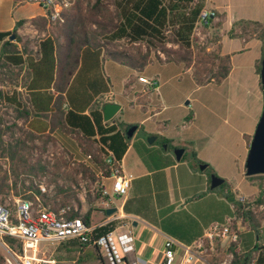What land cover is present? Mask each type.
Listing matches in <instances>:
<instances>
[{"label":"crops","instance_id":"0c3cea01","mask_svg":"<svg viewBox=\"0 0 264 264\" xmlns=\"http://www.w3.org/2000/svg\"><path fill=\"white\" fill-rule=\"evenodd\" d=\"M202 1L204 8H211L218 12L221 23L220 53L230 55L228 75L221 81L223 83L228 80V119L227 117L224 119L228 127L223 128L224 136H215L213 124L217 120L218 111H214V108H205L202 111L204 124L199 130L206 135V138L198 140L195 136L196 130H193V120L188 119L189 125L179 128L176 127L175 119L178 117L174 116V112L165 113V108L160 110L148 108L150 97L141 84L139 89L143 93L140 91L138 93L145 97V102H138L137 98L140 96L137 95L135 100L140 104V109L145 110V116L139 121L126 122L137 127L128 138L127 148L120 158L123 171L131 175L127 194L115 198V211L110 214L106 213L103 203L106 198L99 197L91 203L84 196H79L81 215L92 208L88 224L96 227L115 220L114 228L123 229L126 226L132 231L133 250L127 254L124 262L119 264H159L163 259L165 236H171L186 245L192 244L203 234L209 224L221 222L227 216L239 212L237 204L241 203L238 197L245 196L264 203V174L247 176L244 167L250 140L263 108L260 74L256 69L258 61L262 58L263 41L257 35L246 37L247 40H245V37L239 35L230 37L227 34L233 24L239 20L264 22V0ZM40 10L41 12L37 15H43V10L41 8ZM16 23L4 28L2 16H0V31H11L14 27L17 28ZM234 32L240 33L239 27L235 28ZM222 36L233 43L228 51L221 49ZM101 57L105 60L102 62L103 66L104 62L112 61L104 55ZM81 64L80 57L78 66L70 79V85L74 82V75ZM89 75L90 73H86L90 80H86V77L83 80L93 82L98 78ZM31 79L29 76L28 84L31 83ZM55 80L56 77L50 85L32 86V88L27 87L28 85L24 86L27 96L37 93L39 96H33L37 99L45 93L50 99L48 103L40 101V98L37 99L35 103L38 108H55L54 98L58 94L63 97L60 108L65 109L69 106L68 99L65 98V91L69 84L64 87L65 91L59 93L53 85ZM106 82L108 86H112L108 77ZM128 82L129 80H125V86ZM102 93L107 95V98L97 101L95 108L101 111L105 102L120 104L119 101L112 99L111 89L98 93L93 100ZM156 95L160 96L158 89ZM88 108L89 105L85 113L89 112ZM119 110L110 119V123L116 124L118 129L124 131V128L119 125ZM51 113L52 111L47 116L29 117L26 122L28 129L36 134L49 133ZM181 114L182 111L179 112V116ZM37 118L48 121L47 129L40 127L41 125L36 122ZM53 132L65 147L79 151L72 138L65 136L57 128ZM211 134L214 135L212 139L209 137ZM218 134L220 135L221 132ZM94 138L97 139L98 135ZM149 138H153L151 142H148ZM176 147L184 148L179 160L174 155ZM193 155L208 164V167H211V173L224 179L225 184H220L223 188L210 187V173L207 175L205 172L208 167L200 169ZM111 182L110 177L101 178V183L109 192ZM251 216L254 220L244 217L242 222L244 229L240 234L239 243L229 247L234 256L232 264L236 255L241 257L249 255L248 264H255L261 247L264 246V209L251 213ZM52 246L53 249L47 255L55 259V264H108L102 248L88 244L76 250L72 240L53 243ZM173 264L216 263L213 259L206 258L184 262L179 249H176Z\"/></svg>","mask_w":264,"mask_h":264},{"label":"rangeland","instance_id":"374dc122","mask_svg":"<svg viewBox=\"0 0 264 264\" xmlns=\"http://www.w3.org/2000/svg\"><path fill=\"white\" fill-rule=\"evenodd\" d=\"M78 1L87 30L100 31V27L95 22L108 23L109 19L113 17L109 13H115L116 7L113 0H102V8L104 9L106 7L107 12L96 13L91 17L88 16L89 9L96 0ZM71 10L72 8L69 9V14L74 11ZM40 12V7L35 3L19 4L16 0H0L2 27H8L20 21L17 24L18 29L15 28L14 32L11 30L15 38L10 39L6 37L0 41V116L2 118L0 128L8 127L2 134V143L0 145V201L6 200L11 210H14V198L18 197L31 200L34 204L41 203L56 206L57 202H60L65 195L71 192H74L77 198L84 196L91 203H94L96 196H98L97 193L92 195L89 191L92 183L96 179L94 173L89 167L81 163V161H77L83 158L84 153L92 151L95 146V141L78 140V136L72 135L77 147L80 148L79 151H75L69 147H65L57 139L54 132H45L43 134L33 133L27 127V120L18 117L14 105L6 99V96L17 93L23 103L25 102L27 95L24 86L28 82V72L30 70L27 63L29 58L33 60L38 59L37 50L39 41L47 35H52L56 38L57 42L63 43L65 42L66 35L69 34L66 21L61 24H50L43 15H37ZM43 18L45 19V25L41 27L40 22ZM218 22L220 20L210 26L192 30L190 40L194 52H197L198 49H203L206 53L212 50L214 47L212 40L214 37L220 38L221 36V30L216 27ZM239 29L241 32L242 27L239 26ZM258 31L259 28L249 26L244 36H252ZM5 40L11 42L12 51L14 54L21 55L24 63L16 65L9 63L5 59V53H2V44ZM98 41L99 44L104 45L105 39L103 36H100L98 37ZM113 45L119 48V50H126L128 52H133L136 46H141L143 51L146 50L145 43H132L127 38H121L115 41ZM232 46L233 43L228 41L225 36H222V51H228V48ZM152 48L150 51L151 62L141 72H134L129 67L120 65L114 61L104 62L103 66L102 62L105 60H102V57L100 58L101 63L98 66V74L99 76H103L104 81H107V77L109 78L112 86H108V89L112 90V99L119 101L121 105L118 113L120 118L119 125L125 129L127 126L126 122L139 121L145 116V110L140 109V104L135 100V96L137 95L140 96L137 98L138 102H145V97L141 96L143 92L139 89L141 83L136 80L138 75H143L147 78L157 80L160 94L158 97L156 95L157 90L146 91L150 97L148 108H155V110L165 108V113L174 112V116L178 117L175 119V123H177L176 127L179 128L189 125L187 117L191 116L190 119L194 121L193 130H196L195 136L198 140H204L206 138V135L199 130L204 124L202 111L205 108H214V111H218L217 120L213 124L215 126L214 134L217 137L224 136L223 128L228 127V123L225 124L224 122L226 117L228 119V80L223 83L197 85L192 71L186 68L183 63L167 61L173 56L170 52L178 50L177 44L166 42L163 47H159L154 51ZM125 80H129L126 86ZM89 88L87 90H90L88 91L90 94L86 100H89L91 95L93 100L95 96L93 89L95 86ZM139 91L141 93H138ZM102 94L96 100H93V103H90V110L95 108V105L98 104L97 101L107 98V95ZM180 111H182V114L179 116ZM36 122L41 125V128L47 129L49 126L48 121L42 118H37ZM218 132H221V134L219 135ZM30 134H33V136L31 137ZM63 134L68 137L69 133ZM209 137L212 139L214 135L211 134ZM16 142H20L18 152L23 159L28 161L27 165H23L18 158L12 159L10 157L9 144L15 145ZM71 162L74 164L72 165ZM41 165H44L43 171L40 168ZM210 168L208 167L205 170L206 174H215L213 172L211 173ZM219 186V188H223V185ZM35 189H39L40 192L46 195L47 203H44L43 199L36 195L33 196L34 199L27 197L29 194L34 195L33 191ZM69 201L76 205L74 199ZM18 248L19 244L14 242L12 249L18 252ZM52 249V244L43 242L40 245V251L46 254ZM0 255L3 257L4 264H9L7 258L13 264H21L13 254H9L1 246Z\"/></svg>","mask_w":264,"mask_h":264},{"label":"trees","instance_id":"16d2710c","mask_svg":"<svg viewBox=\"0 0 264 264\" xmlns=\"http://www.w3.org/2000/svg\"><path fill=\"white\" fill-rule=\"evenodd\" d=\"M113 1L116 9L115 13H109L110 16H113L109 19V22H95L100 27V31L86 29L79 1L74 2L76 5L74 4L75 6L73 5L74 7H71L74 11L71 10V14L68 13L69 10L64 13V22L66 21L69 33L65 37V42L59 43L52 35H47L39 41L37 50L38 59L33 60L29 58L28 60L27 64L30 69L28 76H31L32 79L30 84H26L28 85L27 87L32 88V86L50 85L51 81L56 77L53 85L59 93L65 91L64 87H67L68 84L70 86L65 91V98L67 97L69 106L65 109L60 108L63 100L61 94H58L54 98L55 108H38L35 101L40 97L37 99L33 97L36 95L39 96L34 92H32V94L34 93L33 96H26L25 104L18 97L17 93L6 96V99L14 105L18 117L23 118V120H28L31 116H47L52 111L49 127L50 132H53L56 128L65 134L73 131L78 135L81 133L78 136V140L84 139L88 141H95L96 138L94 137L98 135L97 140L106 144L120 159L127 148L128 137L125 135V130L131 124H127L124 131H122L117 128L116 124L110 123L111 120L103 121L102 113L97 108L91 110L88 108L89 112L85 113L86 107L92 102V95L89 99L90 101L86 100L90 94L88 92L90 90H87L90 89L89 87L95 86L93 89L94 95L109 91L107 82L104 81L102 75L99 76L98 74L101 55L140 72L151 62V47H153L152 49L154 51L159 47H163L166 42H171L178 45V50L170 52L173 56L167 61L183 63L186 68L192 71L197 85L219 83L224 80L230 69V55L220 53L219 37H214L212 40L214 47L210 52L206 53L203 49H198L197 52L193 51L190 35L199 12L204 6L202 0ZM102 6V0H96L89 9L88 16L91 17L103 11L107 12V8L105 7L103 9ZM33 21L35 20L33 19ZM19 22L16 23V26ZM44 25L45 19L43 18L40 26L43 27ZM220 26L221 23L218 22L216 27L219 29ZM239 26L242 27V31L235 33V28ZM249 26L259 28V31L254 35L262 39L264 49V22L239 20L233 24V27L227 34L230 37L234 35L245 37L244 35L248 31ZM14 31L15 27L13 29ZM11 34L12 31H0V41L9 37ZM100 36H103L105 39L104 45L99 44L98 37ZM121 38H127L132 43L141 44L143 42L146 44V50L143 51L141 46H136L133 52L119 50L113 43ZM245 40H247L246 37ZM11 46L12 44L9 40L3 41L2 53H5V59L9 63L21 65L24 63L23 57L14 54ZM80 57L82 61L81 67L74 75V82L70 85V79L78 66ZM260 62L261 59L256 65L258 72L260 70ZM86 73H90L89 76H97L98 78L93 82L85 81L83 78L86 77V80L89 79ZM42 95L39 100L48 103L50 99L45 93ZM42 98L44 99L42 100ZM190 118L191 116L187 117V119ZM1 121L2 118L0 116V123ZM7 129L8 127L0 128V145L2 143V134ZM30 136L32 137L33 134H30ZM20 142H16L15 145L9 144L10 157L12 159L18 158L23 165H27L28 161L23 159L18 152ZM164 142L166 143V141ZM193 157L197 164L203 163L195 158V155ZM95 158H97L96 155ZM29 166L31 167L30 164ZM206 167H208V164H206ZM40 168L43 171L44 165H41ZM86 170L88 171V169ZM222 184H225V181ZM33 193L34 195L29 194L27 197L34 199L33 196L36 195L41 197L44 203H47L46 195L40 192L39 189H35ZM97 198L99 196H96ZM71 199H74L76 209L71 206V202L69 201ZM65 206L70 207L66 212L68 217L81 216L85 223L88 224V217L91 212L90 209L92 208L84 215H81L79 213L80 201L79 198L75 197L74 192L65 195L60 202H57L56 206L53 205L51 208L57 212L61 207ZM237 209L240 211L241 204H237ZM246 216L250 220H254L250 212H245L244 217ZM115 225V220L101 224L94 228L93 233L94 235L105 234L114 229ZM4 239L10 242L11 245L15 242L9 237H5ZM65 240H72L73 245L76 246V250L88 245V243L81 241L78 237ZM249 261V255L244 257L236 255L234 264H248ZM0 264H4L1 255ZM255 264H264V246L261 247Z\"/></svg>","mask_w":264,"mask_h":264},{"label":"built area","instance_id":"2783aa9c","mask_svg":"<svg viewBox=\"0 0 264 264\" xmlns=\"http://www.w3.org/2000/svg\"><path fill=\"white\" fill-rule=\"evenodd\" d=\"M20 3H35L43 10V17L48 23L61 24L64 13L75 0H16ZM220 20L218 12L211 8H202L193 29L210 26ZM136 80L141 83L144 91L157 90L156 79L138 75ZM71 132V133H70ZM69 133V134H68ZM68 137L80 136L69 131ZM91 152L84 153L81 163L89 167L95 175L90 192L106 198L105 208L116 207L115 198L127 194L130 188L131 175L126 174L121 160L106 144L96 141ZM80 150V148H79ZM97 158H95V155ZM69 159V156H68ZM73 165L74 163L71 162ZM81 175V173H80ZM112 178L110 192L101 183V178ZM241 203L239 212L229 215L223 221L209 224L203 234L192 244L186 245L171 236H165L163 241V259L159 264H173L176 249H179L184 262L197 259H213L216 264H232L233 253L229 247L238 244L240 234L244 229L245 212L256 213L264 209V203L257 202L245 196L238 197ZM14 210H11L6 200L0 201V246L9 254H13L21 264H55V259L40 251L43 242L53 244L62 240L78 237L81 241L105 251L108 264L123 263L127 254L133 250L134 235L130 228L112 229L105 234L94 235V226L86 224L81 216L68 217L69 206L61 207L57 212L50 204H34L33 201L20 197L13 200ZM76 209V205L71 202ZM9 237L19 244L18 252L12 249ZM9 264H13L7 258Z\"/></svg>","mask_w":264,"mask_h":264},{"label":"water","instance_id":"95a60500","mask_svg":"<svg viewBox=\"0 0 264 264\" xmlns=\"http://www.w3.org/2000/svg\"><path fill=\"white\" fill-rule=\"evenodd\" d=\"M14 34L9 36L10 39H14ZM260 82L262 87V95H263V108L261 115L257 121L255 126L253 135L250 140L248 152L246 155L244 167L245 174L247 176L264 174V49L260 62ZM120 109V104L116 102H105L102 105L101 112L104 121H109L112 117L118 112ZM136 125H131L125 130V135L129 138L132 136L133 132L136 129ZM154 138V136H152ZM153 138H149L148 142H151ZM184 152V148L176 147L174 149V155L177 160L180 159L181 155ZM200 169H204L206 167L205 163L199 165ZM224 179L216 174L210 175V187L215 188L222 184ZM115 211V208L106 209V213L110 214Z\"/></svg>","mask_w":264,"mask_h":264}]
</instances>
